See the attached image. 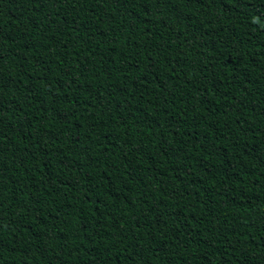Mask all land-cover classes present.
<instances>
[{
    "label": "trees",
    "instance_id": "1",
    "mask_svg": "<svg viewBox=\"0 0 264 264\" xmlns=\"http://www.w3.org/2000/svg\"><path fill=\"white\" fill-rule=\"evenodd\" d=\"M0 264H264V0H0Z\"/></svg>",
    "mask_w": 264,
    "mask_h": 264
}]
</instances>
